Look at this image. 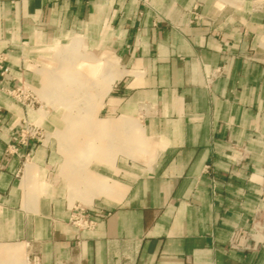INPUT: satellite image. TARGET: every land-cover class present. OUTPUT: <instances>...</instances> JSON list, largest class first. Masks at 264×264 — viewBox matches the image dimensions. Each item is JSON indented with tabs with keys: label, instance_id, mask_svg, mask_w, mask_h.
I'll return each instance as SVG.
<instances>
[{
	"label": "crops",
	"instance_id": "1",
	"mask_svg": "<svg viewBox=\"0 0 264 264\" xmlns=\"http://www.w3.org/2000/svg\"><path fill=\"white\" fill-rule=\"evenodd\" d=\"M0 57V264H264V0H0Z\"/></svg>",
	"mask_w": 264,
	"mask_h": 264
},
{
	"label": "built area",
	"instance_id": "2",
	"mask_svg": "<svg viewBox=\"0 0 264 264\" xmlns=\"http://www.w3.org/2000/svg\"><path fill=\"white\" fill-rule=\"evenodd\" d=\"M9 68L6 65V58L0 57V81L8 78ZM7 94L10 95L16 102L25 107H34L36 104V98L28 93L25 89L17 87L14 89H8ZM2 122V108L0 107V124ZM43 139L44 134L34 124L23 122L18 132V143L21 145H27L30 139ZM73 222L79 227L90 228L94 225L93 220L83 211H79L75 214Z\"/></svg>",
	"mask_w": 264,
	"mask_h": 264
},
{
	"label": "rangeland",
	"instance_id": "3",
	"mask_svg": "<svg viewBox=\"0 0 264 264\" xmlns=\"http://www.w3.org/2000/svg\"><path fill=\"white\" fill-rule=\"evenodd\" d=\"M81 65H84V63H82ZM81 65H79V69L82 71L83 69H82V66ZM81 77L83 78V76L81 75ZM89 78V79H88ZM88 78L86 77L85 78V80L84 81H82L83 83L81 84V85H92V86H97L98 85V82L100 81V74L99 73H96V74H93V75H89L88 76ZM92 82V83H91ZM78 84V83H77ZM78 85H80V84H78ZM94 89V88H93ZM90 92H91V94L93 95V91L94 90H89ZM71 95H70V100L69 101H71V102H73V104L72 105H70V106H67L65 109L63 108V107H58V106H56V107H54V106H50V107H46V109L48 110H51V111H53V109L54 108H57V111L58 112H66V111H68V112H70V114L71 115H83L85 112H87V110H91L92 108H91V105H90V102L88 103V99L89 98H91L90 97V95H84V93H85V91H84V89L82 90V89H78V90H72L71 91ZM94 111V113H95V110H93ZM65 125H66V123H65ZM62 126H63V124H62ZM45 136H44V139H46V140H48L49 141V143H51L52 142V140H53V137H52V131H46L45 132V134H44Z\"/></svg>",
	"mask_w": 264,
	"mask_h": 264
}]
</instances>
